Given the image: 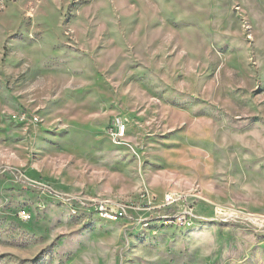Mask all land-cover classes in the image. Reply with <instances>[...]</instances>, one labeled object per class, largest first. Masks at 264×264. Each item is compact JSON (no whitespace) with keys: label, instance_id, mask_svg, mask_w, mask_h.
Returning <instances> with one entry per match:
<instances>
[{"label":"rangeland","instance_id":"rangeland-1","mask_svg":"<svg viewBox=\"0 0 264 264\" xmlns=\"http://www.w3.org/2000/svg\"><path fill=\"white\" fill-rule=\"evenodd\" d=\"M0 264H264V0H0Z\"/></svg>","mask_w":264,"mask_h":264},{"label":"built area","instance_id":"built-area-1","mask_svg":"<svg viewBox=\"0 0 264 264\" xmlns=\"http://www.w3.org/2000/svg\"><path fill=\"white\" fill-rule=\"evenodd\" d=\"M107 134L112 137V141L116 145H124V138L126 133V123L123 118L119 115L114 116L110 123L107 126ZM167 201H170V197H166ZM96 211L100 218L107 220V221H114L117 218L122 216V211L120 207L115 203L110 202H100L96 204ZM21 217L27 219L28 214L26 211L22 210Z\"/></svg>","mask_w":264,"mask_h":264},{"label":"crops","instance_id":"crops-1","mask_svg":"<svg viewBox=\"0 0 264 264\" xmlns=\"http://www.w3.org/2000/svg\"><path fill=\"white\" fill-rule=\"evenodd\" d=\"M42 137H43V138H41V139H35V138H34V140H33V146L36 145L37 141H41V143H42V144H40V145H42L41 148H42V149L47 148V147L45 146V143H47V142H46V140H45V138H44V135H43ZM47 141H48V140H47ZM38 145H39V144H38ZM40 145H39V146H40Z\"/></svg>","mask_w":264,"mask_h":264}]
</instances>
